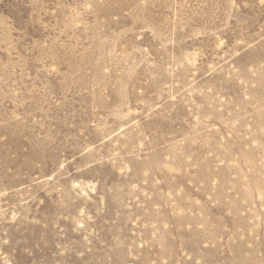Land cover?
<instances>
[{
  "label": "rangeland",
  "instance_id": "rangeland-1",
  "mask_svg": "<svg viewBox=\"0 0 264 264\" xmlns=\"http://www.w3.org/2000/svg\"><path fill=\"white\" fill-rule=\"evenodd\" d=\"M0 264H264V0H0Z\"/></svg>",
  "mask_w": 264,
  "mask_h": 264
}]
</instances>
